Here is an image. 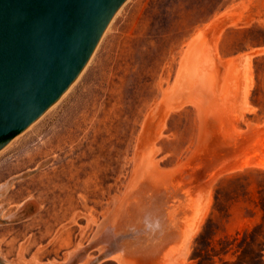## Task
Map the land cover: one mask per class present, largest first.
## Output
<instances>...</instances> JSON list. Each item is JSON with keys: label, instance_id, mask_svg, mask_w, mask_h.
I'll use <instances>...</instances> for the list:
<instances>
[{"label": "rangeland", "instance_id": "1", "mask_svg": "<svg viewBox=\"0 0 264 264\" xmlns=\"http://www.w3.org/2000/svg\"><path fill=\"white\" fill-rule=\"evenodd\" d=\"M260 49L264 0H126L68 91L0 150V264H119L126 249L264 264V168H247L264 163Z\"/></svg>", "mask_w": 264, "mask_h": 264}, {"label": "water", "instance_id": "2", "mask_svg": "<svg viewBox=\"0 0 264 264\" xmlns=\"http://www.w3.org/2000/svg\"><path fill=\"white\" fill-rule=\"evenodd\" d=\"M125 1L0 0V150L68 90Z\"/></svg>", "mask_w": 264, "mask_h": 264}, {"label": "bare ground", "instance_id": "3", "mask_svg": "<svg viewBox=\"0 0 264 264\" xmlns=\"http://www.w3.org/2000/svg\"><path fill=\"white\" fill-rule=\"evenodd\" d=\"M217 37H218V36H217ZM214 41H215V39H214ZM188 45H189V44H188ZM193 46H194V45H193ZM215 46H216V45H215ZM213 47H214V46H213ZM214 50H215V47H214ZM215 52H216V51H215ZM214 55H217V53H216V54L214 53ZM247 55H248V54H247ZM200 56H202V55H200ZM243 56H244V55H243ZM243 56H242V57H243ZM249 56H251V55L249 54ZM249 56H247V60H248V61H250V59L248 58ZM237 57H238V56H237ZM216 58H217V57H216ZM235 58H236V57H235ZM244 58L246 59V57H244ZM250 58H251V57H250ZM232 59H233V58H232ZM239 59H240V57H239ZM223 61H224V60H223ZM223 61H222V62H223ZM231 61H232V60H231ZM237 61H238V60H237ZM248 61H247V62H248ZM247 62H246V63H247ZM225 63H226V62H225ZM227 63H228V62H227ZM229 63H231V62H229ZM229 63H228V64H229ZM239 63H240V62H239ZM239 63H238V65H239ZM250 63H251V62H250ZM248 64H249V63H248ZM248 64H246V65H248ZM220 65H221V64H220ZM226 65H227V64L223 65L224 68H225ZM229 65H230V64H229ZM235 65H236V64H235ZM250 65H251V64H249L248 66H244V65H243V66H244V68L247 67V71H248V69H249L248 67H250ZM243 66H242V67H243ZM85 67H86V66H85ZM228 67H229V66L227 65V68H228ZM236 69H237V68H235V70H236ZM238 69L240 70L241 68L238 67ZM245 69H246V68H245ZM83 70H84V69H83ZM235 70H234V71H235ZM249 71H251V69H250ZM243 72H244V71H243ZM188 73H189V72H188ZM210 73H211V72H210ZM234 74H235V73H234ZM241 74H242V72H241ZM247 74H248V73H247ZM80 75H81V74H80ZM223 75H224V73H223ZM232 77H233V76H232ZM240 77H244V75H241ZM223 78H224V76L222 77V79H223ZM237 78H238V77H237ZM249 78H250V77H249ZM228 79H231V78L228 77ZM247 79H248V78H247ZM232 80H233V79H232ZM238 80H240V78H239ZM243 80H244V79H243ZM230 81H231V80H229V82H230ZM233 81L235 82V80H233ZM236 82H237V80H236ZM239 83H240V81H239ZM226 84H227V82H226ZM249 84H251V82H250ZM249 84H247V86H248ZM72 85H73V84H72ZM221 85H222V84H221ZM231 85H232V84H231ZM233 86H234V85H233ZM240 86H241V85H240ZM242 86H243V85H242ZM221 87H222V86H221ZM243 87H244V88H247L245 85H244ZM207 88H208V87H207ZM229 88H230V87H229ZM232 88L235 89L236 86H235V87H232ZM227 89H228V88H227ZM238 89H240V88H238ZM250 89H251V88H250ZM225 90H226V89H225ZM67 91H68V90H67ZM242 91H243V90H242ZM239 92H240V90H239ZM239 92H238V93H239ZM65 93H66V92H65ZM209 93H210V92H209ZM228 93H229V92H228ZM231 93H232V92H231ZM234 93H235V92H234ZM243 93H246V92H243ZM63 94H64V93H63ZM225 94H227V90L224 92L223 95L225 96ZM235 94H236V93H235ZM240 94H241V93H240ZM246 95H247V94H246ZM237 96H238V94H237ZM240 96H241V95H240ZM225 97H226V96H225ZM225 97H223V98L225 99ZM229 97H230V96H228L227 98H229ZM242 97H243V94H242ZM244 97H246L245 94H244ZM60 98H61V97H60ZM232 98H233V97H232ZM232 98H231V99H232ZM239 99H240V98H239ZM246 99H247V98H246ZM182 100H183V99H182ZM229 100H230V99H229ZM237 100H238V99H237ZM241 100H242V99H241ZM243 100H244V99H243ZM243 100L241 101V103L243 102V104H244L245 102H244ZM187 101H188V100H187ZM187 101H186V102H187ZM224 101H225V100H224ZM56 102H57V101H56ZM183 102H184V101H183ZM183 102H182V103H183ZM193 102H194V101H193ZM193 102H192V101H191V102L189 101V104H190V103L192 104ZM234 102H236L235 99L233 100V104H235ZM224 103H225V102H224ZM236 103H238V102H236ZM180 104H181V103H180ZM184 105H185V103H184ZM193 105H194V103H193ZM222 105H223V104H222ZM226 105H228V104H226ZM246 105H247V104H246ZM182 106H183V105H182ZM194 106H196V105H194ZM201 106H202V105H201ZM201 106H200V107H201ZM228 106H229V105H228ZM50 107H52V106H50ZM50 107H49V108H50ZM155 107H156V106H155ZM232 107H233V106H232ZM246 107H248V106H246ZM249 107H250V106H249ZM249 107H248V108H249ZM49 108H48V109H49ZM180 108H181V106H180ZM202 108H203V107H202ZM230 108H231V107H229L228 109H230ZM178 109H179V108H178ZM178 109H177V110H178ZM200 109H201V108H200ZM236 109H237V108H235V110H236ZM238 109H239V108H238ZM155 110H156V109H155ZM197 110H199V109L197 108ZM205 110H206V109H205ZM232 110H233V109H232ZM170 111H171V110H170ZM200 111H201V110H200ZM237 111H238V110H237ZM152 112H153V111H152ZM229 112H230V110H229ZM241 112H242V110L240 111V114H241ZM248 112H249V111H248ZM168 113H169V112H168ZM201 113H203V112H201ZM238 113H239V112H238ZM238 113H237V115H238ZM240 114H239V117L241 116ZM236 117H237V116H236ZM165 118H166V117H165ZM225 119H226V118H225ZM228 119H229V118H228ZM228 119H226V120H228ZM229 120H230V119H229ZM229 120H228V121H229ZM230 122H231V121H230ZM163 123H164V122H163ZM231 123H232V122H231ZM229 124H230V123H229ZM229 124H228V125H229ZM160 125H161V124H160ZM160 125H159V126H160ZM162 127H163V126H162ZM163 128H164V127H163ZM163 128H162V129H163ZM251 128H252V127H251ZM251 128H250V129H251ZM233 129H234V128H233ZM250 129H249V131L252 130V129H251V130H250ZM232 131H233V130H232ZM234 132H235V131H234ZM232 133H233V132H232ZM235 133H237V132H235ZM239 133H240V132H239ZM239 133H238V134H239ZM257 134H259V133H257ZM258 136H259V135H258ZM159 137H160V136H158V138H159ZM233 139H234V138H233ZM230 140H231V139H230ZM235 141H236V140L234 139L233 143H235ZM237 141H238V140H237ZM259 142H260V141H259ZM228 143H229V142H228ZM231 143H232V142H231ZM257 143H258V142H257ZM237 146H238V145H237ZM263 146H264V145L262 144L261 147H263ZM233 147H235V148H233V149H236V145H234ZM227 148H229V147L227 146ZM259 148H260V147H259ZM154 149H155V148H154ZM223 150H224V149H223ZM226 150H227V149H226ZM229 150H230V149H229ZM259 150H260V149H259ZM263 150H264V148H263ZM227 151H228V150H227ZM233 151H234V150H233ZM260 151H261V150H260ZM153 152H154V151H153ZM233 153H234V152H233ZM262 153H264V151H263ZM136 154H137V153H136ZM263 156H264V154H263ZM233 159H234V158H233ZM252 160H253V159H252ZM254 160H255V159H254ZM260 160H261V159H260ZM260 160H258V161H260ZM138 161H139V160H138ZM138 161H137V162H138ZM244 161H245V160H244ZM244 161H243V163H240V164L243 165V164L245 163ZM258 161H257V162H254L253 164H252V162H253V161H252L251 164H248V165H247V168H248V166H250V167H251V166H256V167H259V168H260V167L264 168V163H262V162L260 161V162H261V164H260V162L258 163ZM227 163H228V162H227ZM149 164H150V163L148 162V165H149ZM142 165H144V164L142 163ZM225 165H226V164H225ZM151 166H152V165H151ZM233 166H234V165H233ZM239 166H240V165H239ZM244 166H245V165H243L242 167L237 168V167H238V165H237V167L234 166V167H235L234 169H235V171H236V170H241ZM141 167H142V166H141ZM244 168H245V167H244ZM244 168H243V169H244ZM140 169H141V168H140ZM232 169H233V168H232ZM232 169H231V170H232ZM142 170H143V169H142ZM142 170H141V171H142ZM231 170H230V172H232ZM138 171H140V170H138ZM233 171H234V170H233ZM219 172H220V171H219ZM227 172H229V171H226V173H227ZM221 173H222V172H221ZM136 174L138 175V172L135 173V175H136ZM223 174H225V172H224ZM135 175H134V176H135ZM139 175H140V172H139ZM220 175H221V174H220ZM142 176H143V175H142ZM216 177H217V175H216ZM134 178H135V177H134ZM173 181H174V180H173ZM136 182H137V181H136ZM143 186H145V185L143 184ZM130 188H131V187H129V189H130ZM129 189H128V190H129ZM201 191H202V190H201ZM152 194L154 195L155 193L152 192ZM156 195H157V194H156ZM197 195H198V194H197ZM205 196H206V195H205ZM194 198H195V197H194ZM194 198H193V199H194ZM207 198H208V195H207V197H206L205 200H204V201L206 202V203H205L206 205H207ZM117 200H118V198H116L115 203H116ZM191 200H192V199H191ZM202 200H203V199H202ZM118 201H120V200H118ZM118 201H117V202H118ZM193 201H195V199H194ZM195 203H196V202H195ZM197 204H199V203H197ZM205 204H204V206H206ZM192 205H193V203H192ZM199 206H201V205L199 204ZM202 206H203V204H202ZM200 208H201V207H200ZM193 209H194V208H193ZM196 209H197V208H196ZM196 209H195V210H196ZM198 209H199V208H198ZM198 209H197V210H198ZM197 210L195 211V213L197 212ZM201 210H202V209H201ZM193 212H194V211H193ZM197 213H198V212H197ZM199 214H200V213H199ZM199 214H198V215H199ZM192 215L195 216V218L198 217V215H197V217H196V214L194 215V213H193ZM200 215H201V214H200ZM202 215L204 216V214H202ZM202 215L199 216V218L202 217ZM199 221H200V220H199ZM104 222H105V220H104ZM184 223H185V222H184ZM184 223H183V225H184ZM197 224H198V223H197ZM197 224H195L194 226L196 227ZM99 225H100V224H99ZM102 226H103V225H101V227H102ZM104 226H105V225H104ZM112 226H113V225H112ZM188 226H189V225H186V228H185V229L188 230V228H187ZM194 226H193V227H194ZM101 227L98 226V228H100V229H101ZM193 227H192V228H193ZM98 228H97V229H98ZM183 228H184V227H183ZM100 229H98V230H100ZM196 229H197V227H196ZM196 229H194V230H196ZM189 230L191 231L192 229L190 228ZM194 230H192V231L194 232ZM101 231H102V230H101ZM101 231H100V232H101ZM190 231H189V233L192 232V231H191V232H190ZM96 232H97V231H96ZM98 232H99V231H98ZM100 232H99V233H100ZM182 232H183V230H182ZM193 232H192V233H193ZM194 233H195V232H194ZM187 235H188V234H187ZM183 236H184V234L182 235V237H183ZM190 236H192V235H190ZM96 237H97V236H96ZM185 237H186V236H185ZM185 237H184L183 239H185ZM187 237L190 238L189 235H188ZM188 238H186V241L188 240ZM191 239H192V237H191ZM104 240H105V239H104ZM180 240H181L180 243H183V244L180 245L181 247H182V245H184V244L187 243V242H188V243H187L186 245H189V241H187V242H184V241H183V242H182V239H180ZM180 240H178V241H180ZM105 241H106V240H105ZM102 242H103V241H102ZM103 243H104V242H103ZM171 246L174 247V246H176V244H175V245H171ZM171 246H170V247H171ZM166 247H167L168 250H169V246H166ZM173 247L170 248V250H174ZM181 247H179V245H178V252H177L178 254L180 253L179 250H181V249L183 248V247H182V248H181ZM179 248H181V249H179ZM186 248H187V247H186ZM162 249H163V248H162ZM184 249H185V248H183V250H184ZM166 250H167V249H166ZM168 250H167V251H168ZM170 250H169V251H170ZM185 250H186V249H185ZM161 251H163V250H161ZM175 251H177V250H175ZM181 251H182V250H181ZM164 252H166V251H164ZM184 252H187V251H184ZM157 254H159V251L157 252ZM161 254H163V253H161ZM175 254H176V252H175ZM180 254L183 255V252H181ZM185 254H186V253H185ZM166 255H167V254H166ZM181 255H180V256L178 255V257L180 258ZM112 256H114L115 259H117V261L119 262V264H142L143 261L146 259V257H145L144 255H139V253H136V252H133V251H129L128 249H126V250H122V253H118V254L115 253V254L112 255ZM159 256H161V255H159ZM159 256H158V258H159ZM173 256H175V255H173ZM161 257H163V255H162ZM94 258H95V257H94ZM172 258H174V260H177V255H176V257H172ZM175 258H176V259H175ZM162 259H163V258H162ZM164 259H165V258H164ZM155 260H156V259H155ZM169 260H170V259H168V263L170 262ZM174 260L172 259V261L176 264V261H174ZM98 261H99V260H98ZM89 262H90V261H89ZM173 262H171V263H169V264H172ZM94 263H95V262H94ZM96 263H97V262H96ZM165 263H166V261H165ZM168 263H166V264H168ZM177 264H179L178 261H177Z\"/></svg>", "mask_w": 264, "mask_h": 264}, {"label": "crops", "instance_id": "4", "mask_svg": "<svg viewBox=\"0 0 264 264\" xmlns=\"http://www.w3.org/2000/svg\"><path fill=\"white\" fill-rule=\"evenodd\" d=\"M256 53H264V49L257 50Z\"/></svg>", "mask_w": 264, "mask_h": 264}, {"label": "trees", "instance_id": "5", "mask_svg": "<svg viewBox=\"0 0 264 264\" xmlns=\"http://www.w3.org/2000/svg\"><path fill=\"white\" fill-rule=\"evenodd\" d=\"M260 258H261V264H263V262H262V250H260Z\"/></svg>", "mask_w": 264, "mask_h": 264}]
</instances>
